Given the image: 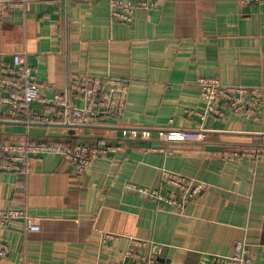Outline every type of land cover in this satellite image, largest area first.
<instances>
[{"label":"crops","instance_id":"0c3cea01","mask_svg":"<svg viewBox=\"0 0 264 264\" xmlns=\"http://www.w3.org/2000/svg\"><path fill=\"white\" fill-rule=\"evenodd\" d=\"M157 1L135 9L130 23L109 21L108 0L0 7V66L20 54L45 97L64 91L73 74L127 81L123 112L97 124L15 120L0 109V139L118 147L82 174L54 153L28 174L1 171L0 209L24 207L39 230L20 221L0 227L8 248L0 264H126L134 237L156 243L153 254L166 264H206L238 241L249 245L251 264H264V117L223 103L222 116L203 114L196 84L212 77L264 86V0ZM30 108L51 115L38 101ZM184 129L203 138L166 140ZM161 168L205 183L181 213L126 188L158 187Z\"/></svg>","mask_w":264,"mask_h":264},{"label":"built area","instance_id":"2783aa9c","mask_svg":"<svg viewBox=\"0 0 264 264\" xmlns=\"http://www.w3.org/2000/svg\"><path fill=\"white\" fill-rule=\"evenodd\" d=\"M261 0H239L259 2ZM26 0H0V7L6 10L23 8ZM157 0H108V18L111 23H130L133 12L139 8H156ZM196 84L205 104L203 114L222 116L216 104L224 103L236 114L247 113L252 117H264V86L225 85L217 78L200 77ZM127 81L110 75H77L70 77L67 88L45 97L41 85L36 82L35 69L27 65L20 54L12 56V64L0 66V109L10 119L35 122H67L78 125L97 124L101 117L119 116L124 109ZM38 101L45 104L51 115H38L30 104ZM76 101L81 102V104ZM25 117V118H24ZM203 138L199 130H170L168 141H199ZM118 149L115 145H91L83 142L0 139V172L28 174L32 162L45 154H59L82 174L93 161L108 152ZM126 188L165 203L167 209L181 213L183 208L205 188V183L165 168L159 172L158 187H143L129 182ZM165 189L167 192L162 193ZM20 221L25 231H38L39 225L24 207L0 209V227ZM110 237V235H108ZM156 243L151 240L130 238L126 251V264H166L154 256ZM8 248L0 240V259ZM206 264H251L250 247L245 241H238L231 255L209 254Z\"/></svg>","mask_w":264,"mask_h":264},{"label":"water","instance_id":"95a60500","mask_svg":"<svg viewBox=\"0 0 264 264\" xmlns=\"http://www.w3.org/2000/svg\"><path fill=\"white\" fill-rule=\"evenodd\" d=\"M11 122H12V121H11ZM13 122H17V123H18L19 121H13ZM64 125L70 126L71 124H70V123H64ZM72 132H73V130L71 129V130H70V133H72Z\"/></svg>","mask_w":264,"mask_h":264},{"label":"rangeland","instance_id":"374dc122","mask_svg":"<svg viewBox=\"0 0 264 264\" xmlns=\"http://www.w3.org/2000/svg\"><path fill=\"white\" fill-rule=\"evenodd\" d=\"M224 104V103H223ZM243 114H245V115H248L247 113H243ZM70 142V141H69Z\"/></svg>","mask_w":264,"mask_h":264},{"label":"trees","instance_id":"16d2710c","mask_svg":"<svg viewBox=\"0 0 264 264\" xmlns=\"http://www.w3.org/2000/svg\"><path fill=\"white\" fill-rule=\"evenodd\" d=\"M20 120H24L23 118H20Z\"/></svg>","mask_w":264,"mask_h":264}]
</instances>
